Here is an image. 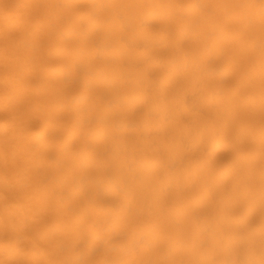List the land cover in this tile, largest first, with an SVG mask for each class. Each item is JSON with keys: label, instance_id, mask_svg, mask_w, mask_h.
<instances>
[{"label": "bare ground", "instance_id": "1", "mask_svg": "<svg viewBox=\"0 0 264 264\" xmlns=\"http://www.w3.org/2000/svg\"><path fill=\"white\" fill-rule=\"evenodd\" d=\"M0 264H264V0H0Z\"/></svg>", "mask_w": 264, "mask_h": 264}]
</instances>
